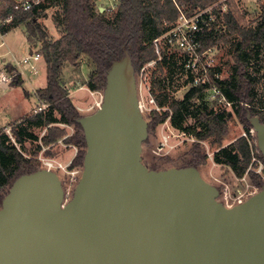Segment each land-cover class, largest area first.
<instances>
[{
    "label": "water",
    "instance_id": "water-1",
    "mask_svg": "<svg viewBox=\"0 0 264 264\" xmlns=\"http://www.w3.org/2000/svg\"><path fill=\"white\" fill-rule=\"evenodd\" d=\"M106 77L101 106L78 119L87 147L72 197L53 170L17 178L0 208V264H264V184L228 207L196 166L150 169L129 52ZM248 120L264 157V123Z\"/></svg>",
    "mask_w": 264,
    "mask_h": 264
},
{
    "label": "trees",
    "instance_id": "trees-1",
    "mask_svg": "<svg viewBox=\"0 0 264 264\" xmlns=\"http://www.w3.org/2000/svg\"><path fill=\"white\" fill-rule=\"evenodd\" d=\"M217 1L219 0H119L117 11L110 18L107 12H101L96 7L95 0H55V4L62 6V11L56 18L62 36L56 41L48 40L45 32L35 24L37 17L35 13L17 14L13 28L27 24L31 35H35L38 31L43 42L41 54L47 64L48 76L47 86L40 90L39 94L41 99L51 105L47 111L24 118V121L20 122L16 128L17 142L22 144L21 147L24 145L25 140L22 135L25 129L22 124L26 120L28 124L48 129L46 136L43 137L47 145L66 134L64 129L53 127V124L63 123L75 126L78 134L72 141L83 148L75 163L83 166L87 143L83 128L78 122L81 114L69 98L68 91L60 83L64 64L69 62L77 65L82 55L89 56L97 69L92 73L88 87L92 91L103 89L106 87L107 72L112 63L122 58L125 51L131 55L136 72L157 57L152 42L164 32L162 30L164 21L174 22L178 18V6L187 7L186 4H193L204 8ZM229 4L230 8L225 14L227 29L225 33H222L219 41L234 47L233 75L231 80H224L219 83V86L227 100L232 103L231 106L237 107L235 113L241 117L249 132L248 126L251 124L248 114L258 115L264 123V110L258 109L254 104L257 83L250 70L252 58L259 55V50L264 47V3L261 5V15L256 24L253 22L249 25L235 8L234 1ZM193 8L190 11H193ZM161 61L159 66L162 67L166 58L164 57ZM9 70L13 72L11 66ZM12 83L18 85L19 76H14ZM205 90L206 87L191 88L183 100H171L165 91L158 94L156 96L158 105L162 108L168 107L169 110L160 113L154 111L148 115L149 132L170 118L173 127L180 132L194 136L200 141L214 137V143H222V135L227 131V123L233 120L232 112L217 113L201 104L194 114L195 122L190 124L186 120L189 115L186 104L195 98L203 99ZM56 114L60 117L57 118ZM31 136L32 134H29V137ZM147 142L148 139L145 143ZM193 154L194 159L185 167L199 166L206 161V157L201 155L198 148L193 150ZM213 160L216 164L232 168L237 177H243L251 162L248 140L241 137L228 147H220ZM39 169L32 159L26 158L12 144L6 134L0 133V208L15 180Z\"/></svg>",
    "mask_w": 264,
    "mask_h": 264
},
{
    "label": "rangeland",
    "instance_id": "rangeland-1",
    "mask_svg": "<svg viewBox=\"0 0 264 264\" xmlns=\"http://www.w3.org/2000/svg\"><path fill=\"white\" fill-rule=\"evenodd\" d=\"M234 1V6L237 11L244 16L245 23L256 24V21L261 15V9L259 5H251L249 0H230ZM220 0L211 6H217L216 10H220L218 5ZM95 5L101 12H107L109 17L115 15L119 0H95ZM186 6H180L185 10L186 15H190L195 9H203L198 5L186 4ZM178 6V5H177ZM224 6V5H222ZM194 7V8H193ZM207 7V6H206ZM185 8V9H184ZM193 11H190L191 9ZM229 10L230 4H227ZM226 8V10H227ZM62 11V6L51 2L46 5L39 16L35 19V24L39 25L40 28L45 32L46 37L50 41H56L62 36L60 27L57 24L56 18ZM243 12V13H242ZM164 21L162 35L170 29L172 25L176 23ZM252 22V23H251ZM11 29V28H10ZM28 43L26 41V37ZM40 34L37 31L35 35H31L30 28L27 24H21L17 28L11 29L6 35L5 41L6 46L0 49V59L6 58L9 62H16L23 60V58L31 51H38L42 53L43 42L40 39ZM30 38V39H29ZM218 40H221L219 38ZM214 44V42H212ZM29 44V45H28ZM220 44V45H219ZM152 42V46H153ZM218 51L216 54V64L221 72V76L224 80H231L233 75V51L234 47L231 44L220 43L218 41ZM30 46V48H29ZM164 46V43H163ZM154 48V46H153ZM165 49V47H164ZM156 58L149 61L139 72H136L137 83L139 87V94L141 102L143 103V112L149 121L148 115L152 112H163L169 110L168 107H160L158 105L156 96L161 92L165 91L169 94L171 100H183L186 93L191 89V81L188 74L182 68V53L178 51L167 52L166 56L163 52L159 55L155 48ZM6 53V54H5ZM3 55V56H1ZM42 55V54H41ZM166 58L164 65L159 66L162 62L161 59ZM1 62V61H0ZM153 62V63H152ZM152 63V64H151ZM159 63V64H158ZM1 66V65H0ZM39 74L33 77L31 80L37 88H33V99L26 101L25 90H32L31 87L26 83L25 85L19 84L13 90H3L0 87V105L8 107V114L3 122H11V118L21 112H29L32 107L33 110L29 114L31 117L38 114L35 113L36 108L40 104L38 96L42 86H47V64L43 56L38 63ZM96 64L87 55H82L77 65H73L69 62L64 64L63 73L60 78V83L68 91L69 98L72 100L76 109L82 116H87L94 113L98 109V103L101 101L104 93V89L98 91H92L89 89L88 84L92 73L96 71ZM251 75L256 80L255 87V107L258 109H264V47L259 50V55L252 58L251 63ZM38 97V98H37ZM204 105L208 110L215 112H232L233 120H230L227 124V131L222 135V143H214V137L208 140L200 141L194 136L184 134L175 129L170 121L167 119L163 124L158 125L151 132H149L148 142L144 144L143 160L144 163L150 168L166 169L170 167H185L191 160L194 159L193 150L198 148L201 151V155L206 157L205 162H201L199 166H196L201 171L203 177L211 182L212 184L219 187L221 190L224 189V184H228L232 192H244L246 190H255L261 188V184H264V180L260 177L256 171L263 165L264 168V157L261 159V155L258 151L257 138L252 139L253 151L258 156L261 163L256 162L251 171L247 169L245 177H237L233 172L232 168L226 165L216 164L213 160L216 152L219 151L220 147H228L231 143L237 139L244 137L247 126L243 123L240 116L235 113L237 107L227 106L219 104L217 100L213 98L212 91L204 92L203 99L198 100L197 98L186 104L188 111L187 122L192 124L195 122L194 114L199 105ZM245 106V104H244ZM247 106V105H246ZM252 106V105H251ZM27 113H25L26 115ZM57 118L60 116L56 114ZM22 120H16L6 126H0V133H7L9 126L12 127V135L15 136L17 141L18 130L13 131L14 124ZM24 134L22 138L25 140L24 145L17 142L14 144L17 149L28 159H32L40 169L46 168L45 161L53 160L55 164H61L67 168L69 172H80L83 171V166L75 163L76 158L80 155L82 147L74 143L73 138L77 136L78 129L75 126H70L63 123H56L52 126H57L64 129L66 134L64 137L57 141L45 144L43 137L46 136L48 129L46 127H40L36 125L28 124V120L22 124ZM251 126L249 125L248 128ZM33 133V141L30 139L29 134ZM169 137V143L164 151H159L164 136ZM36 137V139L34 138ZM12 141V140H11ZM13 142V141H12ZM199 146V147H198ZM63 181L64 188L68 192L72 189L77 182L71 180L75 177L73 174L66 175L62 169L56 171ZM79 174L76 176L78 177ZM245 178V179H244ZM224 183V184H223ZM75 189V188H74ZM74 191H72L73 194ZM71 194V197H72ZM70 197V198H71Z\"/></svg>",
    "mask_w": 264,
    "mask_h": 264
},
{
    "label": "built area",
    "instance_id": "built-area-1",
    "mask_svg": "<svg viewBox=\"0 0 264 264\" xmlns=\"http://www.w3.org/2000/svg\"><path fill=\"white\" fill-rule=\"evenodd\" d=\"M229 1L230 0H220V4H218L221 5L219 6L220 10H216L217 6L210 5L204 7L203 9H195L190 15H186L187 11L185 12V10L178 6L179 16L176 23L172 25L163 35L161 34L153 40V46L159 55L161 52H165L164 55L166 56L167 52L172 50L182 53V68L190 77L191 88L206 87L204 92L212 91L214 100H217L219 104L227 106H231L232 103L227 100L223 90L219 86V83L224 81V79L222 78L221 72L216 64V54L218 51V39L221 38L222 33H225L227 29L225 24V14L228 12L227 4H229ZM51 2H55V0H0V47L5 45V38L8 34L7 31L13 29V24L17 18V14L35 13V16H39L44 7ZM249 2L251 5H259L261 7L264 0H249ZM211 39H214L212 41L214 44L210 41ZM41 56L40 52L32 50L26 57L23 58L20 64L31 69L33 73H38V63L41 60ZM19 73L22 75L24 74V71ZM0 81L4 84L11 83L13 81V75L0 73ZM101 104L102 99L97 105L98 108ZM50 106L51 105L46 100L41 99L35 113H43L47 111ZM141 108L143 110L142 102ZM20 122L21 121L14 124L13 131L17 128ZM6 131L8 133V135H6L9 137L10 141L12 140V143L17 144L15 136L11 133L12 127L9 126ZM244 138L248 140L251 149L252 162L248 170L249 172L256 162L261 163L252 147V139L257 138L255 130L250 127L249 132L246 131ZM169 140V137L165 135L158 147V150H166ZM258 151L262 159L263 155L259 149ZM45 166L48 170L56 172L57 169H62L66 175H75V177L71 180V183L74 181L78 183V180L81 177L79 171L69 172L66 167L61 164H55L53 160L45 161ZM256 172L260 174V177L264 180L263 165H261V168ZM80 173L82 174V172ZM77 174H79L78 177L76 176ZM245 175L243 177H245ZM75 186L72 189H69L68 192L66 191V201L70 199ZM258 190L259 189L256 188L251 191L246 190L244 192L235 193L231 191L228 184H224V189L222 188L221 190V199L228 207H232L246 201Z\"/></svg>",
    "mask_w": 264,
    "mask_h": 264
},
{
    "label": "crops",
    "instance_id": "crops-1",
    "mask_svg": "<svg viewBox=\"0 0 264 264\" xmlns=\"http://www.w3.org/2000/svg\"><path fill=\"white\" fill-rule=\"evenodd\" d=\"M15 28H17V27H15ZM25 37H26V41L28 43L27 36L25 35ZM5 46H6V42H5V45H3V46L0 47V49L4 48ZM29 48H30V46H29ZM29 52H31V49H30ZM1 56H3V55H1ZM0 61H1L0 62V65H1L0 66V73H4V74H7L8 73V74H11V75H13V78H14V75L19 76V79H20V83L19 84L22 83V85H25L27 83L31 87V89H32L30 91L25 90L26 97H27L26 98V101L28 102V100L33 99V96H34L33 88H37V87L35 86V84L33 83V81L31 79L33 77L38 76L39 72L38 73H33V71L31 69H29L28 67H24L23 65H21L20 64V60H17L16 62L12 63V62H9L6 58H3V60L0 59ZM9 66H11L13 68V72H11L9 70ZM22 71H24V74L21 75L19 72H22ZM39 71H40V69H39ZM19 84L18 85H13L12 82L11 83L4 84V83H1V81H0V87L3 90H13L16 87H19ZM43 88H45V86L44 87L42 86L40 89H43ZM38 97H39V99H41L40 96H38ZM7 109H8V107H4V105H0V126H6V125H8L11 122H14L16 120H22L24 118L31 117L29 114L32 112L33 107H32V109L29 112H21V113L15 115V117H12L11 118V120H12L11 122H6L5 123V122H3V120L6 118V116L8 114H10V112H8ZM25 113H27V114L25 115ZM32 136H33V133H32ZM32 136L30 137V139H32V141H33V137Z\"/></svg>",
    "mask_w": 264,
    "mask_h": 264
}]
</instances>
